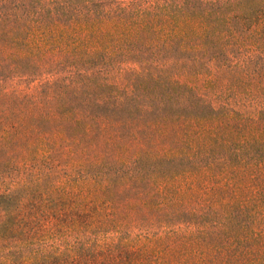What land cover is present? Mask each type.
Masks as SVG:
<instances>
[{"label":"trees","instance_id":"1","mask_svg":"<svg viewBox=\"0 0 264 264\" xmlns=\"http://www.w3.org/2000/svg\"><path fill=\"white\" fill-rule=\"evenodd\" d=\"M0 264H264V0H0Z\"/></svg>","mask_w":264,"mask_h":264},{"label":"rangeland","instance_id":"2","mask_svg":"<svg viewBox=\"0 0 264 264\" xmlns=\"http://www.w3.org/2000/svg\"><path fill=\"white\" fill-rule=\"evenodd\" d=\"M0 218H1V213H0Z\"/></svg>","mask_w":264,"mask_h":264}]
</instances>
